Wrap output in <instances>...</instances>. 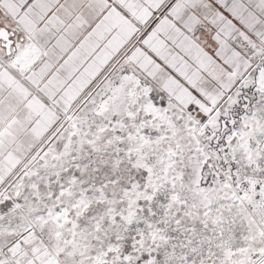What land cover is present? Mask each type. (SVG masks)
Returning a JSON list of instances; mask_svg holds the SVG:
<instances>
[{"label":"snow or ice","instance_id":"obj_1","mask_svg":"<svg viewBox=\"0 0 264 264\" xmlns=\"http://www.w3.org/2000/svg\"><path fill=\"white\" fill-rule=\"evenodd\" d=\"M0 264H264V0H0Z\"/></svg>","mask_w":264,"mask_h":264}]
</instances>
